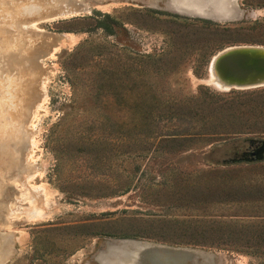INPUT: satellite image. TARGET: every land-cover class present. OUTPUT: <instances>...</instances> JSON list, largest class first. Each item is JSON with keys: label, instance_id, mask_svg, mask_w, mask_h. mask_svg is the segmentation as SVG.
Listing matches in <instances>:
<instances>
[{"label": "rangeland", "instance_id": "374dc122", "mask_svg": "<svg viewBox=\"0 0 264 264\" xmlns=\"http://www.w3.org/2000/svg\"><path fill=\"white\" fill-rule=\"evenodd\" d=\"M175 3L0 0V264H119L122 240L264 264L245 243L264 237V113H240L264 86L205 82L220 50L264 45V0L225 21Z\"/></svg>", "mask_w": 264, "mask_h": 264}, {"label": "water", "instance_id": "95a60500", "mask_svg": "<svg viewBox=\"0 0 264 264\" xmlns=\"http://www.w3.org/2000/svg\"><path fill=\"white\" fill-rule=\"evenodd\" d=\"M175 4L182 6H190L193 8L190 12H180L175 10V12L185 15L197 16L205 19H210L213 21H225L234 19L233 13L236 11L233 4L234 0H203V4H195L194 6L189 5L188 0H174ZM208 11H214L217 16L209 15ZM174 11V10H172ZM226 53L227 55H232L235 57H241L243 59L258 60L259 62H264V52H259L257 50H231ZM239 60L238 62H232L231 66L227 64L225 67L232 73L234 78H244L249 74H255L264 65H259L258 67H248L245 65V60ZM229 63V61H226ZM229 77V76H228ZM224 76V79L228 78ZM253 156L262 157L264 154V145L251 153ZM112 247L118 251L117 263L121 264H143L141 257L149 256L151 264H162L161 257L164 258L165 263L171 262L172 264H182L187 260H192L194 263H198V260L202 257H207V255L198 250L180 249L176 251L170 250L166 247H161L153 245L150 243L133 241V240H122ZM164 248V249H161ZM164 253L162 255L161 253Z\"/></svg>", "mask_w": 264, "mask_h": 264}, {"label": "bare ground", "instance_id": "6f19581e", "mask_svg": "<svg viewBox=\"0 0 264 264\" xmlns=\"http://www.w3.org/2000/svg\"><path fill=\"white\" fill-rule=\"evenodd\" d=\"M188 1H190L189 5L192 4V6H194L195 4L197 5L199 4L196 3L195 0H188ZM177 9H180V11H182V9L178 6ZM34 25L36 26V23H34ZM231 50H250V51L257 50L259 52H264V45H253V44L234 45L220 50L212 57L210 61L208 77L205 79V82L210 85H213L219 90H225V91L231 89H251V88L264 86V68H261L255 74H249L244 78H234L230 76L232 75V73L225 66L227 64L231 66L232 62H238L239 60L243 59L241 57H235L232 55L226 56V53L229 54L228 52H230ZM243 60L246 61L245 65L248 67H258L259 65H264V62H259L258 60H253V59L252 60L243 59ZM226 61H229V63H226ZM224 76L226 77L229 76V77L224 79ZM32 176H35V174L34 175L32 174Z\"/></svg>", "mask_w": 264, "mask_h": 264}, {"label": "trees", "instance_id": "16d2710c", "mask_svg": "<svg viewBox=\"0 0 264 264\" xmlns=\"http://www.w3.org/2000/svg\"><path fill=\"white\" fill-rule=\"evenodd\" d=\"M99 26L105 28L109 32L112 31V28H110L109 25H107V24H105L103 22H100ZM244 105H245L244 108H241L242 110H240V113H242L243 116H246V115L252 114V113L255 114L256 111H257V114H256L257 116L262 114V113H264V100H262L261 102L255 103V104H244ZM226 112L227 113H231L229 110H222V112H220V117L221 116L223 117L224 115H226L227 114ZM231 114H233L235 116V118H237L236 117L237 115H235V112H232ZM218 129H223L224 130L223 125L222 124H218ZM227 129H231V128H225V131L218 130V132H215V133L224 134V133H230V132H237V131H232V130H227ZM166 138H172V136H167ZM240 226L241 225H228L227 226V228L229 229V230H226L227 237H228L227 241L238 243L237 241L242 239L241 237H236L235 236V234H240L241 233L240 230H239ZM220 229H223V227H220ZM214 230L219 231L218 228H215ZM245 243H247V244L249 243L252 246L257 245L256 248L258 249V248L262 247V244H264V237H259L258 235H254V236L249 235V239L247 240V238H246Z\"/></svg>", "mask_w": 264, "mask_h": 264}]
</instances>
